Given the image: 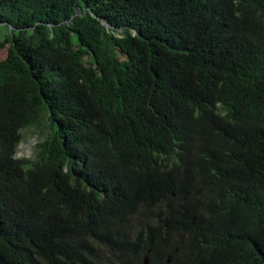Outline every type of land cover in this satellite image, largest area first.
Returning a JSON list of instances; mask_svg holds the SVG:
<instances>
[{"label": "trees", "instance_id": "obj_1", "mask_svg": "<svg viewBox=\"0 0 264 264\" xmlns=\"http://www.w3.org/2000/svg\"><path fill=\"white\" fill-rule=\"evenodd\" d=\"M0 23V264H264V0H0Z\"/></svg>", "mask_w": 264, "mask_h": 264}, {"label": "rangeland", "instance_id": "obj_2", "mask_svg": "<svg viewBox=\"0 0 264 264\" xmlns=\"http://www.w3.org/2000/svg\"><path fill=\"white\" fill-rule=\"evenodd\" d=\"M7 27L5 24L0 23V38L7 33ZM4 54V50L0 52V56ZM23 137L19 141L16 149L17 155H29L34 150L35 141L41 136L36 130L33 128H24L22 129Z\"/></svg>", "mask_w": 264, "mask_h": 264}, {"label": "water", "instance_id": "obj_3", "mask_svg": "<svg viewBox=\"0 0 264 264\" xmlns=\"http://www.w3.org/2000/svg\"><path fill=\"white\" fill-rule=\"evenodd\" d=\"M77 11H80L79 7L76 8V12H77ZM102 21H103V23H104L107 27L110 26V24H109L108 22H106L104 19H103ZM168 260H169V259H168ZM143 264H148V257H147V255H144V256H143Z\"/></svg>", "mask_w": 264, "mask_h": 264}]
</instances>
